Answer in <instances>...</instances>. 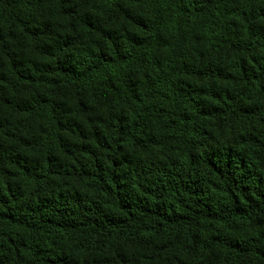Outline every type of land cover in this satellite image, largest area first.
Returning a JSON list of instances; mask_svg holds the SVG:
<instances>
[{"label": "trees", "instance_id": "trees-1", "mask_svg": "<svg viewBox=\"0 0 264 264\" xmlns=\"http://www.w3.org/2000/svg\"><path fill=\"white\" fill-rule=\"evenodd\" d=\"M0 264H264V0H0Z\"/></svg>", "mask_w": 264, "mask_h": 264}]
</instances>
